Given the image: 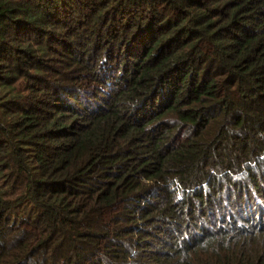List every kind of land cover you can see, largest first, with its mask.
<instances>
[{
    "label": "trees",
    "instance_id": "1",
    "mask_svg": "<svg viewBox=\"0 0 264 264\" xmlns=\"http://www.w3.org/2000/svg\"><path fill=\"white\" fill-rule=\"evenodd\" d=\"M0 264H264V0H0Z\"/></svg>",
    "mask_w": 264,
    "mask_h": 264
}]
</instances>
